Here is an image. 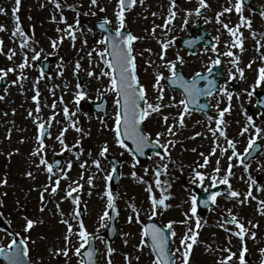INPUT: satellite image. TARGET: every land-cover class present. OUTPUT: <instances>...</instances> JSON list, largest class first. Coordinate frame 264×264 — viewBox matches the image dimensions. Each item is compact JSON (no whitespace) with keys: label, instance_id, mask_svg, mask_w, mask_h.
I'll return each mask as SVG.
<instances>
[{"label":"rangeland","instance_id":"374dc122","mask_svg":"<svg viewBox=\"0 0 264 264\" xmlns=\"http://www.w3.org/2000/svg\"><path fill=\"white\" fill-rule=\"evenodd\" d=\"M233 1L208 0L207 11L201 9V14L196 15L194 9L199 6V0H177L178 15L169 25L170 31L162 27L167 20L170 0H144L143 4L137 0V4L126 11L125 28L139 37L133 47L137 60V72L141 82L147 88L149 102H156L157 92L152 87L156 78V66H161L159 71H162L166 77L170 75L169 70L163 67V62L160 60L161 39L173 41L167 50L166 59L175 60L177 53L183 56L185 63L183 65L177 63V68H182L187 76L191 77L197 72H204L201 70L205 69L203 64L208 59L209 49L203 48L199 50V54L191 55L182 49L175 39L190 36V29L194 27L196 30L200 26L212 36H219L220 40L224 39L228 43L231 38L227 33L223 34L224 27L219 20L228 25L232 23L234 28L240 24L241 16L236 15ZM60 3L61 8L58 9L53 0H21L19 12L13 13L15 0H0V8L6 10L0 12V25L5 26L6 29L0 31V38L3 39L0 68L16 69L14 72H8L9 86L4 87V90L1 88L0 91V97H2L0 98V245L10 244L14 237L13 232H17L23 240H28L29 257L38 264H79L80 257L74 253V249L80 244L79 237L72 235L71 244H67L65 241V236L68 235L67 224L63 221L72 223L76 231L77 217L74 213L83 209L84 215L82 217L79 215V218L84 220L87 230L96 234L98 238L100 256L97 264H108V241L105 236L108 219L105 218L102 221L101 217L105 211H110L107 207V193L110 189L115 197V207L119 215L118 236L113 247L115 251L111 254L112 264H129V259L131 264H152L155 256L150 246L145 245L142 249L139 247L142 239H145L143 222L149 219L158 221L162 225H167L170 221L176 222L173 224V231L176 233L173 252L177 247L183 251L180 240L189 228L198 232L197 243L193 245L189 264H222L228 255V249L235 251L238 255V241L225 233L227 224L222 228L220 226L225 221L224 214H228V195L222 197L225 199L207 215L191 212V196L194 190L205 188L211 184L213 176L220 175L215 172L217 161H219L220 172L223 174H225L223 170L228 168L230 163L233 168H245L244 165L235 163L236 158L229 161L228 157L232 149L228 147L226 139L220 136L218 131L214 136L210 130L216 128L214 124L216 119L209 118L218 117L216 108L218 103L220 109L227 107V97L222 96L220 91L216 92L210 99L211 112L200 113L193 110L190 114L184 115L183 126L179 124L183 106L162 108L163 115L152 113L145 121L144 129L153 141L159 139L161 146L168 145L170 159L166 157L163 149L160 156L151 153L147 161L139 162L133 167L135 158L132 152L116 143L114 132L116 93L107 90L110 77L100 76L102 71H109V69L99 58L98 52L105 47V44L98 43L103 34L95 27V22L104 20L105 17L111 21V27L115 29L118 26L115 15L117 0H98L97 5H92L91 0H60ZM69 4L75 5V9L68 8L66 5ZM258 4L264 7V2L258 0ZM229 7H233V11L224 12L218 20L217 14ZM186 10L193 11V14L187 16ZM77 12L80 13L78 26L75 24ZM246 14L248 17L249 12L246 11ZM17 15L20 17L19 22L16 20ZM186 18L188 19L187 27L184 26ZM209 21L213 26L212 30L208 29ZM17 23L26 36L15 34ZM69 24L78 28L75 32V40L65 31H71L68 29ZM156 25L161 27H156L153 34V27ZM260 31L263 32L264 28H260ZM61 37H63L62 40ZM242 38L254 46L255 40L250 32L245 33ZM262 38L264 41V36ZM25 39L27 43L21 47ZM85 40L87 43L84 42ZM53 41H56L55 47ZM256 42L260 44L259 51L252 48L251 54L248 52L242 54L243 62L249 61V57L259 61L264 60V43L261 39ZM149 49L151 52L148 51ZM11 50H15V55L9 59L8 53ZM35 52H40V58L33 60ZM89 52L92 53L91 57L88 55ZM219 52L225 53V48L219 47L217 53ZM25 53L28 56V66L21 70L18 65L23 63ZM45 58H51L50 75L44 71L43 75L41 74L42 61ZM148 60L154 63L149 65ZM77 61L80 63L79 71L76 69ZM21 71L23 79H21ZM92 71L95 75L89 76L88 73ZM255 74L256 72L252 71L244 74L243 79L246 81L244 89L233 96L231 110L224 116L227 137L236 141V149L240 152L244 148L247 134L239 133L247 123L251 126L248 121L246 123L245 112L254 117L257 126L264 128V116L259 115L260 112L254 105L256 92L251 97L248 95L258 77ZM13 81L18 82L13 83ZM161 84L165 93L164 104L171 103V97H175L177 101L183 99L179 90L171 89L165 81H161ZM37 89L40 94L39 113L36 112L37 101L33 99ZM81 89L87 95L77 103L76 93ZM260 89L264 91V84L260 85ZM106 93L109 94L111 107L109 118L104 120L101 116H95L90 104L99 100L101 94ZM61 97H63L62 100ZM53 103L56 105L55 108L51 107ZM65 106L68 107L69 114L74 113L72 120L77 121V127L82 128L83 132H77L71 127L72 121L63 112ZM30 112L32 115H29ZM37 115L40 116L41 121H48L49 117L55 115V119L50 122L51 136H47L45 148L39 155L35 154L36 148L39 147V125L35 119ZM163 116L169 117L167 124ZM173 124L175 135L167 131V128ZM64 127L68 128L65 133L66 143L73 145L80 140L72 151L61 152V145L56 139ZM157 133H163V135L157 137ZM169 141L173 143L170 144ZM105 142L109 145V152L105 157H99V151ZM217 144L219 147L216 146ZM214 148L215 154H212ZM224 148H228L227 153L222 151ZM77 152H80L78 159ZM109 154L119 157L123 162L121 179L117 187H113L111 181L107 179L112 172L111 163L107 159ZM55 155L63 159L62 168L68 172V178L61 179L56 193H53L51 189L55 185L59 172L54 170L53 174H49L46 166L40 164V159L44 156L50 162ZM162 156L165 158L162 159ZM205 157L208 163L202 167ZM94 158L101 159L100 168L92 163ZM257 159L258 161L251 160L248 164H250L251 177L262 181L260 194L263 195L264 155ZM68 161H72L70 170L66 168ZM84 161H87V164L81 168L80 165ZM165 164L167 172H162L160 179L168 181L171 186L162 184L161 187L167 188L165 192H162L155 184V168ZM145 168L148 169L147 173L144 171ZM196 171H202L205 174L202 184L199 178L195 177ZM29 172L31 175H28ZM133 172L137 176L134 177ZM137 177H143V180ZM90 178L91 183H89ZM5 179L7 183H3ZM74 181L82 184L83 188L74 192L72 197L65 199L68 186L76 187ZM148 184L152 185L151 192L148 191ZM196 185H198L197 188L193 187ZM254 191L258 193L257 190ZM242 192L241 199H244L246 181L243 183ZM77 195L80 198L79 206L74 201ZM153 195L157 199L167 196L165 203L170 205L166 209L160 206L155 216L151 212ZM243 206L248 214L246 216L253 218L250 220L251 224L248 222L251 230L248 235L251 246L250 256L246 261L248 264L260 263L264 261V252H261V249H264V217L260 214V209L264 206L253 202L248 197ZM129 217L132 219L129 220ZM197 218L202 225L199 229L196 228ZM28 219L36 221L30 230L26 229ZM182 221L186 223H181ZM101 223L107 226L101 227ZM253 231L256 233L254 239L250 236ZM228 239L237 242L235 247L234 243H227ZM65 247L72 249L68 257L56 254L55 250ZM180 255L181 253H176L177 257ZM237 255L233 258V264H238L236 263ZM136 257H139V260ZM0 264L4 263L0 262ZM176 264H180L179 260Z\"/></svg>","mask_w":264,"mask_h":264},{"label":"snow or ice","instance_id":"6c2138e0","mask_svg":"<svg viewBox=\"0 0 264 264\" xmlns=\"http://www.w3.org/2000/svg\"><path fill=\"white\" fill-rule=\"evenodd\" d=\"M53 2L56 5V8H61L60 0H53ZM140 4L144 3V0H139ZM21 0H15V7L12 9L13 13H18L20 8ZM92 5H97L98 0H91ZM137 4V0H117V7H116V17L118 20V26L114 30V34L111 32L103 36L98 43L100 44H107L108 47H104L99 50L98 55L100 60H102L109 71H102L100 73V76H108L110 77V85L108 87V91H112L116 93V99L114 101L116 106V113H115V120H114V132H115V138L116 143L121 145L123 148L127 149L128 151L132 152V155L134 157L142 155L144 153V149L147 148L150 144V138L149 134H146L145 131L142 130L141 125L145 120H147L152 113H156L158 115H163L161 112L162 108L165 107H172V106H183V111L180 114L179 124L183 126L184 123V115L190 114L193 110H203L204 108H208L210 105L205 103H200L201 97H211L215 91H217V85L215 79H209L208 76H202L200 73H197L195 76H193L191 79H186L184 75H182L177 68V63L183 65L185 63L184 57L180 56L179 53L176 54L175 60L166 59L167 57V50L173 43V41H166L161 39V53H160V60L163 62V67H166L169 70L170 75L166 77L162 71H159L160 65L156 66V72H155V82L153 83L152 87L156 90L157 95L155 97V103L149 102L148 94H147V88L145 84H143L140 80V77L137 72V60H136V54L134 52L133 42L138 40L139 37L134 35L131 31H123L126 26V10H130V8ZM245 0H237V2L233 5L235 11L237 13L241 14V21L240 24H237L235 28L229 27L228 24H225L222 20H219L220 16L224 14V12H232L233 7L225 8L222 12L217 14V19L221 24H223L224 28H227L229 33L232 34V36L236 37L235 43L232 45V47L239 46L240 50L243 51V40L241 39L243 33H237L239 32L241 24L246 25L247 27L251 28V21L248 17H245L243 15ZM68 8L75 9V5H66ZM177 0H170V8L167 16L166 22L162 25L164 29H168L170 31L169 25L175 20L176 16L178 15L177 12ZM209 7L207 0H199V6L194 9V12L196 15L201 14V9H205ZM103 10V9H101ZM6 10L4 8H0V12H5ZM187 16H191L193 14V11L186 10ZM87 14V13H86ZM264 15V12L261 13ZM79 15L80 13L77 12V19H76V26L80 24L79 21ZM94 15V13H93ZM155 15V13H153ZM20 17L17 15L16 20L19 22ZM53 19H55V16H53ZM65 22H66V18ZM207 22V21H206ZM111 24V21L105 17L104 21L99 24L100 29H105L108 25ZM184 26H188V19L186 18L184 20ZM161 27L160 25H156L153 27V34H155V28ZM68 29L71 31H67V34L72 37L73 40L76 39L75 32L78 30L77 27H74V25L69 24ZM5 26L0 25V31H4ZM16 35L26 36L25 33H23V29L19 26V23H17L16 29H15ZM253 35L255 33L253 32ZM63 37H61V40ZM174 39V38H173ZM217 42H219V36L214 38ZM87 43V41H84ZM27 43V40H23L21 47H23ZM53 46H56V41H53ZM207 50V49H206ZM95 51V49H94ZM151 52V49L148 50ZM213 51H218V49L213 48ZM0 52H3V39L0 38ZM15 55V50H11L8 53V58L11 59L12 56ZM90 57L92 55L91 52L88 54ZM142 55V54H141ZM221 55H227L229 57L235 56V54L229 49L228 52L222 53ZM40 58V52H35L34 56L32 57L33 60ZM240 57L235 56L233 60L230 62L237 66V70L240 76V79H243L244 69L238 67V61ZM147 63L149 65H152L154 62L152 60H148ZM221 63L220 55L216 57L215 60L212 61L213 65H219ZM28 66V56L25 53L24 54V61L23 63L19 64L18 67L23 70L25 67ZM248 67H251V64L248 65ZM76 69L79 71L80 69V63L77 61L76 63ZM16 69L9 68L7 70L0 68V73H3V76H0V79H3L8 75V72H14ZM209 72H211V69H209ZM41 74L43 75V69L41 70ZM89 76L95 75V72H89ZM23 72L21 71V79H23ZM236 78V73H230L229 80H234ZM170 80L172 85H180L183 89L184 98L180 99L179 101L176 100L175 97H171V103L164 104V87L161 84V81ZM204 80L206 81L204 86L200 85V81ZM18 81H13V83H17ZM264 84V67H261L259 69L258 78L254 85H252V91L248 93L249 97H251L255 92L256 89ZM80 87L79 85L77 86ZM219 91L221 92L222 96L227 97V107L220 109L219 103L216 105V108L218 109V117L209 119H216V128L210 129L213 132V135L216 136L217 131L219 132L220 136H223L226 141L229 148L232 149L231 155L228 157L229 161H231L233 158H236L238 163L245 166V171L248 172L250 168V164L245 163V159L243 158L247 154V149L245 153H241L240 151L236 150V141L233 139H229L227 137L226 127L224 121V116L226 112H229L232 107V98L234 95H238V93L234 92L233 90H229V87L227 85V82L224 86L220 87ZM247 91V90H245ZM39 90L37 89L36 95L33 96V99L37 101V108L36 112H40V105H39ZM87 93L83 91L82 89L76 93V102L79 103V101L85 97ZM2 98V97H0ZM63 97H61V100ZM143 102V103H142ZM258 104L264 105V101L258 100ZM190 106H195L194 108ZM52 108H55L56 105L53 103L51 105ZM63 112L66 116H68V119L72 121L71 127L75 128L77 132H83V129L80 127H77V121L72 120L73 114H69V109L67 106L63 108ZM29 115H32L30 112ZM245 115L247 117V121L249 124L255 129L254 134L250 135L248 138V149H252L256 146L257 138L261 137V134L264 133V128L256 127L255 119L251 115H247V112H245ZM259 115L264 116V113H259ZM40 133H39V147L36 148L35 154L39 155L45 148V135L51 136V132L48 130L51 127V121L55 119V115L49 117L48 121H41V118L39 115L35 117ZM169 117L163 116V120L165 124H167ZM47 125V128H46ZM221 125H224V127H221ZM175 125H170L167 128V131L171 135H175L173 132V127ZM68 131L67 127H64L59 135L56 137V139L59 141L61 145V152L64 151H72L75 149L76 144L80 143V140L76 141V144L69 145L65 142V133ZM249 132V127L245 126L243 127L242 131L239 133L240 135H244V133ZM90 134V133H88ZM163 135V133H157V137ZM199 135V133H197ZM125 138L127 140L133 141L135 144V150L129 148V145L125 143ZM157 145L160 144V140L157 139L155 141ZM168 143L172 144V141H169ZM174 146V144H173ZM219 147V145H216ZM164 153L166 154V157L170 159L171 154L168 151V145L165 144L163 146ZM223 152L227 153L228 148L222 149ZM82 152V149H81ZM109 152V145L107 142L104 143L102 148L99 151V157H105L106 154ZM212 154H215V148L213 149ZM77 159L79 158L80 152H77ZM91 155V153H89ZM157 156H160L161 153H156ZM162 159L165 158V156L161 157ZM92 163L97 167L100 168L101 166V159L94 158L92 160ZM139 163V160H135L133 167H135V164ZM208 163L207 157H205V163L203 166H206ZM40 164L46 166V171L49 174H53L54 164L49 163L48 160L42 156L40 159ZM56 165L60 164V161L55 162ZM87 164V161H84L80 166L81 168H84ZM66 168L70 170L72 168V161H68ZM233 165L230 163L229 167L227 168L225 174L222 178L217 180V176H213V181H216L218 183H222L225 185H228V195L229 197H235L239 198L241 196V192L237 190H233L231 188L230 184V177L234 174L233 171ZM145 173H147L148 169H144ZM59 175L57 176L55 180V185L52 187L51 191L53 193H56L60 180L61 179H67L68 178V172L64 168L58 169ZM112 172H116V167H112ZM162 172H167V165H162L155 168V184L157 187L161 189L162 192H165L167 190L166 187H161L162 184L166 185L167 187H170V183L168 181H161L160 176ZM215 172L217 174L220 173V167H219V161H217V167L215 168ZM28 175H31L29 172ZM132 175L135 177L137 174L135 172L132 173ZM195 177L199 178V182L202 184L205 179V174L202 171H196ZM140 180H143V177H137ZM108 180L112 179V176L109 175L107 177ZM243 179V177H241ZM249 189L244 194L245 199L239 200V203L244 204L246 202L247 197H252L255 199L256 197L253 196L252 187L255 185L257 187H260L258 185V182L255 178L251 177V173L249 172ZM49 182L51 183V175L49 176ZM195 182V179H194ZM3 183H7V180L5 179ZM76 184V187H73L72 185L68 186L67 191V197H72L74 192H78V190H82L83 185L79 184L78 182H73ZM89 183H91V178L89 180ZM47 191V189H45ZM148 191H152V185L148 184ZM108 205L107 207L109 209L115 207V197L113 196L111 190H108ZM221 195L220 192H213L210 197H208L207 200L203 201L204 204L208 205L211 203H214L217 200V197ZM43 198V194H42ZM168 199L167 196H163L159 199L155 197V195L152 196L151 204H152V215L155 216L158 214V209L160 206L163 208H168L170 205L166 204L165 201ZM197 196L193 194L191 196L192 201V207L191 212L196 213L197 212ZM75 204L77 206L80 205V198L77 195L74 197ZM261 205H264V200L260 201ZM57 208H59V205H57ZM43 210V208H41ZM261 213H264V207L260 209ZM74 215L77 217V225L76 231H74V225L67 220H64L63 222L67 224V230L68 235L65 236V241L67 244H71V237L72 235H77L79 237V247H76L74 249L75 255L80 257L79 264H95V256H96V249L93 247H88L87 251L85 253H81V249H84L87 245L90 244L91 240L94 238V234L90 233L84 223L83 219L79 218V211H76ZM137 218L139 217V212L136 213ZM187 215V214H186ZM228 215L231 216V219H226L223 224H221V227H224L228 223H232L237 225V230L235 231L234 235L241 238L243 247L240 252V255L238 257L239 264H248V262L245 259V253H248V247L246 244V241H244V237L246 233L248 232V229L245 227L243 223L240 222L236 218L235 215L232 214L231 210H228ZM105 218L111 220L112 217L109 216V212L105 211L101 217V220L103 221ZM132 218L129 217V220ZM36 223V221H33L31 219L27 220L26 229L30 230L33 225ZM176 223L175 221H170L166 226L161 227L157 224H151L147 226L144 229L143 236L145 239H142L141 244L139 247L142 249L145 245H149L151 250L155 253V258L152 261V264H176L177 260H179L180 264H189V258L192 253L193 245L197 243V236L198 232L194 231L193 229L189 228L184 236L180 240V244L183 246V251H181L180 247H177L175 249V252H172L169 249L168 243H169V236L166 233V229H172L173 224ZM181 223H186V221H182ZM251 224V221H249ZM107 225H104L101 223V227H106ZM202 227L200 220L197 218L196 222V228L199 229ZM255 227V225L253 226ZM231 231V229H229ZM171 235L175 237L176 233L175 231H172ZM251 236L254 239L256 237V233L253 231L251 232ZM30 239V238H29ZM127 243V241H125ZM28 240H21L18 244L15 237L11 240L10 244L7 245H0V257H4L8 264H34L32 261H25V257L29 254V248L27 246ZM23 245V246H21ZM56 254H62L65 257H68L69 252L72 251L71 248L65 247L62 249L55 250ZM108 251V264H112L111 261V254L115 251V249L109 244L107 246ZM229 252V255L225 258V260L222 262V264H231L233 261V258L236 257V253L232 252L231 249L227 250ZM261 252H264V249H261ZM176 253H181L179 257L176 256ZM137 260H139V257H136ZM129 264H131V260L129 259ZM261 264H264V261L261 262Z\"/></svg>","mask_w":264,"mask_h":264},{"label":"flooded vegetation","instance_id":"af4514ba","mask_svg":"<svg viewBox=\"0 0 264 264\" xmlns=\"http://www.w3.org/2000/svg\"><path fill=\"white\" fill-rule=\"evenodd\" d=\"M234 1H233V4H234ZM251 1L256 6H259L258 0H251ZM259 1L264 2V0H259ZM207 2H208V0H207ZM230 2H232V0H230ZM208 4H209V2H208ZM260 7H258L259 9H257V10H259V11L257 12L256 10H254V11L250 10L246 5H244L243 13L245 14V17L247 15L246 9L250 10L248 18L251 21V28L247 27L246 25L241 24L238 33H243V35H244L245 33L250 32V35L252 38L254 37L253 40H255V42L257 40L261 39L262 43H264L263 38H262V36H264V31L263 32L260 31V28H264V15L261 14L262 12H264V7H261V8ZM204 11H207V8H205ZM236 15H240V14L237 13ZM196 25H197V23H196ZM229 27L234 28L232 23H229ZM192 28H194V27H192ZM212 28H213V26L211 25V22L209 21L208 29L212 30ZM223 30H224L223 34L227 33L228 36L231 38L230 41L228 43H226L224 41V39L223 40L219 39V42H217L214 39L212 45H210L209 47H201L202 49L203 48L209 49V52H208L209 56L206 55L208 57V59L203 64V67L205 69H203L201 71H207L211 67L216 66V65L212 64V61L215 60L218 55H220L221 63L219 65H220V68H221V71L223 74L222 86H224L225 83L227 82L229 89L233 90L234 86L239 83L240 84L239 92H241L244 89L246 81H244V79H240V76H239V73L237 70V66H234L230 61L233 60L235 58V56H239L240 59L238 61V67L244 69V74L248 71H252V72H256L255 75H258L259 69L261 67H264V60L259 61L258 59H254V58L249 57L248 58L249 61L245 60L243 62V60L241 59V55L246 54L247 52H248V54H251L250 50H252V48L255 50L256 47L251 45L250 42H248V41L246 42L245 39L242 37H241V39L243 40V51L240 50L239 46L232 47V45L235 43L236 37L232 36V34L229 33L227 28H223ZM253 32L255 33V35H253ZM215 37H217V36H214V38ZM219 47L223 48V49L225 48V53L228 52L229 49H231V51L235 54V56H233V57H229L227 55L223 56V55H221V52L217 53V51H213V48H216L219 50ZM249 64H251L250 68L248 67ZM230 73H236V78L234 80H229V76H230L229 74ZM244 74H243V78H244ZM258 89H260V86L258 87ZM261 113H263V112L261 111ZM260 138H264V135L261 134ZM232 171L234 174L230 177L231 188L233 190H237V191H240L242 193L243 183H244L243 179H241V177H243L242 168H233ZM258 191H259V194L254 195V197H256L257 199H260V200H264V194L261 195L260 194L261 190H258ZM229 200H230L229 208L232 210V214L235 215L238 220L243 219L245 217L244 210H243L244 206H243V204L239 203V200H241V197L240 198H235V197L230 198L229 197Z\"/></svg>","mask_w":264,"mask_h":264},{"label":"water","instance_id":"95a60500","mask_svg":"<svg viewBox=\"0 0 264 264\" xmlns=\"http://www.w3.org/2000/svg\"><path fill=\"white\" fill-rule=\"evenodd\" d=\"M106 35H108L110 32L112 34H114V32L107 26L105 29H102ZM123 31H126L125 29ZM204 36V35H203ZM201 41V39H186L183 41V46L186 45L187 47H189L192 51H194L195 47L197 46V44ZM207 43V42H205ZM109 46V45H108ZM48 61L45 62V66L47 67L48 66ZM180 71V70H179ZM180 73L183 75V73L180 71ZM207 76V75H206ZM167 82L169 83V85L173 88H180L182 91L183 89L181 88L180 85H172L170 80H167ZM4 82L1 83V86H0V90L1 88L4 87ZM201 98H205V97H201ZM143 103V102H142ZM92 107L94 108L96 114H99V113H102L104 116H107L108 115V108H109V100L106 98V96H103L102 97V100L100 102H95L92 104ZM192 107H195V106H192ZM141 128H142V125H141ZM143 130V129H142ZM125 142H129L130 143V146H131V149L135 150V144L133 141H130V140H127V138H125ZM153 150H161L160 146L157 145L155 142H152L150 141V144L147 148L144 149V153L142 155H139V156H136L137 158L141 159V160H146L147 158V154L150 152V151H153ZM111 162L113 163V166L116 167V172L114 173V176H113V179H114V185H117L118 184V181H119V178H120V173H119V167L121 165V161L117 158H114V157H109ZM56 161H59V160H56ZM55 167H60L61 165V162L59 165H56L54 163ZM211 204H208L206 206V210L208 209V207L210 206ZM112 219L110 220V226L108 228V239H109V243L110 245H112L114 239H115V236L117 234V228H116V222H117V214L115 213V211H113L112 213ZM151 224H157L156 222H152V221H148L145 223L144 227L146 228L147 226L151 225ZM158 225V224H157ZM160 226V225H158ZM166 233L167 235L169 236V241H170V229H166ZM95 236L94 238L91 240L90 244L88 247H93L96 249V256H95V264H96V260L98 258V249H97V246H96V243H95ZM17 242L18 244L20 243V240L17 238ZM23 246V245H21ZM168 246H169V243H168ZM88 249V248H87ZM86 250H84L82 252L85 253ZM1 260H3L6 264H8V261L4 258V257H0ZM25 261H29L27 259V257H25Z\"/></svg>","mask_w":264,"mask_h":264}]
</instances>
